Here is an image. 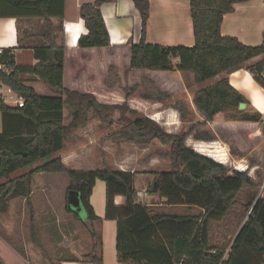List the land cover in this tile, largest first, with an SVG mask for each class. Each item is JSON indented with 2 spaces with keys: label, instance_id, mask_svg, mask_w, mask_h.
Returning <instances> with one entry per match:
<instances>
[{
  "label": "trees",
  "instance_id": "trees-1",
  "mask_svg": "<svg viewBox=\"0 0 264 264\" xmlns=\"http://www.w3.org/2000/svg\"><path fill=\"white\" fill-rule=\"evenodd\" d=\"M2 1L0 17L41 18L45 31L41 36L43 45L33 50L34 65H17L11 48L2 49L0 55V83L23 100L19 108L4 103L0 96V212L7 211L6 204L12 198H23L30 205V179L34 174H64L69 182L67 192L79 193L86 214L83 224L92 225L100 218L90 204V196L95 182L100 180L105 185L103 219L116 222L118 264H218L225 251L210 245L209 224L223 220L232 211L242 190L252 185L251 177L243 170H230L197 153L185 144L190 133L164 131L155 121L131 108L129 102L137 96L158 103L169 99L152 79L142 77L144 73H190L199 87L192 97V105L203 119L199 125L213 122L220 114H227L232 121L263 125L260 113L238 110L239 104H246V100L227 78L202 86L222 73L246 67L264 89V77L259 76L263 72L264 58L246 65L251 59L264 56V38L260 45L252 47L220 32L223 16L232 13L235 4L248 0H189L194 38L190 47L147 43L149 1L131 0L141 19L140 39L129 46L128 87L122 86L113 66L108 70L104 79L106 90L117 87L123 95L121 102L109 103L101 102L94 93L64 84L65 51L54 41L51 18H63L65 0ZM111 1L95 0L80 6V18L87 33L78 38L79 49L101 50L110 46L100 7ZM23 75L33 76L59 95H39L25 84ZM167 108L174 109L181 117L185 115L180 104H169ZM91 116L113 128L106 139L114 144L135 143L145 147L156 141L169 146L170 170L157 173L153 182L158 184V189L154 190L152 184L146 193L158 195L169 206L197 207L200 213L152 214L151 207L138 201L132 172L113 171L107 166L93 171L67 169L57 153L69 138L86 127ZM232 151L230 147V154L242 156ZM158 156L165 158L161 154ZM33 165L37 166L18 177H11ZM244 208L247 217L223 264H264V195L252 194ZM66 212L70 213L67 208ZM73 216L80 221L77 215ZM88 231L92 251L85 258L91 264H102L101 257L96 255L100 244L95 232ZM32 238L42 250L34 232Z\"/></svg>",
  "mask_w": 264,
  "mask_h": 264
},
{
  "label": "rangeland",
  "instance_id": "rangeland-1",
  "mask_svg": "<svg viewBox=\"0 0 264 264\" xmlns=\"http://www.w3.org/2000/svg\"><path fill=\"white\" fill-rule=\"evenodd\" d=\"M117 58L118 60L115 61V64L113 65L103 63L102 59L91 63V66L90 62L84 61L82 63V66L84 68L86 67V74H84L86 78L83 80L86 85L83 89L89 91L94 90L97 92L98 99L101 102H121L123 98L121 91L117 87L111 92L102 93L106 90L104 79L107 77L106 72L110 67L113 66L116 69L124 87L130 85V79H128L126 75V72L129 70V61H127L125 56ZM262 59L263 58H261V60ZM17 62L22 63L19 59ZM100 63H103V65ZM94 74L97 75V82L95 84L92 83L93 81L91 77ZM142 77L154 80L156 87L167 93L169 99L164 100L163 103H158L153 100L145 101L140 96H137L129 102L131 108L155 121L168 133H190L185 144H190L192 143L191 141L199 144L197 146L199 149L198 151H203V148L205 147L208 148L210 143L212 144V142L218 138L224 139L228 142V145L230 144L229 148L227 147V154H229V157L231 158L229 162H226L224 165L230 170H243L251 177L252 185L242 190L232 211L223 220L214 221L209 224L210 245L215 249L226 251L231 247L233 239L247 217L244 205L248 204V199L254 193L257 196L264 195V126L260 125L262 131L254 132V135L252 136L243 127H240L239 131L235 129H227L220 125L222 123L221 121H232L228 119L227 114H220L216 119L214 118V121H220L219 124L213 122L212 125L209 123L206 125H199L203 119L200 115L197 116L194 113L191 105L193 94L199 87H196V84V86L192 84L193 77L190 74L182 79L178 77L176 72L144 73ZM139 80L141 81L142 78L139 77ZM43 87L46 89V92L41 94L38 93L39 95L44 97H54L59 95L45 85H43ZM39 91L42 92L41 89ZM8 103L12 105L11 100H8ZM176 103L182 105L185 112L183 117H181L174 109L167 108V105H174ZM244 111L245 109L243 112ZM177 115L179 116L178 119ZM115 119H117V115L115 116ZM112 131V127L103 125L99 120L91 116L86 127L69 138L64 143L63 149L57 153V156H68L72 154V158L77 157L78 165L85 169H90L91 167L95 168L99 165L98 169L107 166L113 171L118 168L127 171H134L137 175L136 178L134 177V186L138 190H146L149 185H152L157 173L170 170L169 146H162L156 141H152L145 147L139 146L135 143L114 144L106 139ZM207 137L210 141L206 139ZM104 146L105 148L103 151L102 147ZM239 146L243 148V152L239 151ZM230 147L233 149L232 152L240 153L245 157V167L241 165L242 162L237 164L236 160L240 159H236L239 157L235 158L234 154H230ZM160 154L164 155L165 158L159 157L158 155ZM105 157H107V160ZM36 166L37 165H33L30 168L15 172L11 177H18ZM142 174L149 175L147 182L141 180L140 175ZM1 182L2 180H0V183ZM68 183V178L64 174H34L30 179V190L35 192L33 198H31L34 208L32 207V204L28 205L23 198L18 197L8 200L6 205L9 209V213L3 215L0 212V221L2 220L8 224H10V222L13 223V226L10 227V229H12L10 238H12L13 243L15 242L17 245L20 244V242H25L28 245L32 243L31 245L33 248L38 250L39 248L36 247L32 238V232H34L37 241L43 250V246L39 240L41 237L39 232L41 230L44 233H50L51 239H53L49 225L52 223L57 225L56 213L53 212L52 208H48V204L46 203L48 199L41 194L40 191H49L51 207H55L61 214L60 216L65 218L64 228L78 230L80 225L78 220L70 216L65 210V206H67L66 193ZM148 201L152 204V214L174 213L182 215L200 213V209L197 207L169 206L166 204L165 200L162 202L158 195ZM104 203L105 185L102 181L97 180L92 190V204L97 210V213L99 214L98 216L101 218V223L98 224V240H100L99 244L101 243L102 245L99 246V256L101 257L102 264H118L115 251L116 222L103 219ZM1 206L2 204H0V208ZM80 221L82 224L85 222V220L82 221L81 219ZM74 225H77V227ZM64 228L61 227L63 233L68 239L71 238L69 232ZM85 230L86 229H82L81 231L84 233L86 232ZM0 236H4V239L7 238L6 234L1 230ZM7 256H9L8 250L0 237V258L2 261H7Z\"/></svg>",
  "mask_w": 264,
  "mask_h": 264
},
{
  "label": "crops",
  "instance_id": "crops-1",
  "mask_svg": "<svg viewBox=\"0 0 264 264\" xmlns=\"http://www.w3.org/2000/svg\"><path fill=\"white\" fill-rule=\"evenodd\" d=\"M94 1L95 0H65L63 18H51L54 25V41L58 46L63 47L65 51L66 60L64 66V84L67 87H78L80 89L85 88L86 84L83 80L86 78L84 76V74H86V67L84 68L82 66L84 61L90 62V66L91 63L97 62L99 59H102L103 63L113 65L115 64V61L118 60L117 57L120 56H125L127 61H129V46L133 43H137L140 39L141 19L139 12L135 8L132 1L112 0L100 7V12L108 32L110 46L101 50L79 49L77 45L78 38L87 33L84 22L80 18L79 8L84 3H93ZM148 1L150 14L145 34V40L147 43L162 46L179 45L187 47L194 44L192 21L189 12V0ZM2 3L3 1L0 0V6ZM44 31L45 25L41 18H20L14 16L0 17V49H13L14 59L17 65H34L36 60L34 59L33 50L43 45L44 41L41 36ZM220 32L223 36L236 37L241 43L247 46L253 47L260 45L264 38V0H248L243 3L235 4L233 12L223 16ZM261 58H264V56L253 58L248 61L246 65L249 66L254 64L261 60ZM18 59L22 63H18ZM103 63L100 64L103 65ZM106 73H108V71ZM176 74H178V77L182 79L185 76H189L190 73L176 72ZM96 76L97 75L95 74L91 76L93 84L97 82ZM221 78H227L229 84L244 97L246 100L245 111L247 113H260L264 120V89L252 78L246 70V67L240 68L228 74L222 73L219 76L206 81L203 86L207 87ZM23 79L24 81H27L25 84L32 87L37 93L41 94L46 92L43 84L37 81L33 76L23 75ZM192 84L195 85L193 81ZM2 87L3 89L6 88L4 85H2ZM3 89H1V93L3 92ZM40 89L42 92L39 91ZM83 90L89 93H94L98 96L97 92L94 90ZM111 91L112 90H104L102 93L104 94ZM192 108L194 113L198 116L193 105ZM178 117L179 116L177 115V119ZM217 117L218 116H216L215 119ZM213 122H216V124L220 123V121ZM213 122L209 124L212 125ZM221 122L222 123L220 125L227 129H235L239 131V128L243 127L248 131V133H250L251 136L254 135V132L262 131L260 125L257 123L225 120ZM191 142L192 143L190 144L187 143L188 147L197 153L212 158L216 162L226 164V162H229L231 159L229 154H227V147L229 148L230 144L228 145V142L224 139L218 138L212 142V144L210 143L211 146L209 145L208 148H203V151H198L199 149L197 146L199 144L195 142L193 143V141ZM104 148L105 146L102 147L103 151ZM239 151L243 152V148L240 146ZM59 157L65 167L70 170H97L99 167L98 165L95 168L91 167L90 169H85L84 167L78 165V160L76 159L77 157L72 158V154L68 156L59 155ZM105 159L107 160V157H105ZM236 159H240L236 160L237 164L242 162L241 165L244 167L246 166L245 157H243V155ZM114 170L132 172L135 174V178L137 176L134 171H127L119 168ZM140 178L143 182H147L149 175L142 174L140 175ZM136 191L138 201H141L151 207L152 204H150L151 202L148 200H151L156 195H149L144 189H136ZM40 193L48 199V201H46L48 208H52L53 212L56 213L57 225H54V223L49 225L53 239H51L50 233H44L41 230L39 232L41 234L39 240L43 246V250L34 249L31 245L32 243L29 244L30 246L25 242H20V244L17 245L15 242L13 243L12 238H10L12 230L10 227L13 226V223L10 222V224H8L7 222L1 220L0 230L6 234L7 238L4 239V236L0 237L1 241L8 250L9 255L7 256V261H2L0 258L1 264H91L85 258L92 251V239L88 230L92 229L95 232L99 243L98 224L101 223V218L98 216L99 214L92 204V194L90 196V204L93 207L96 216L99 217L100 220L94 222L92 225H84L78 220V223L80 224L78 230H70L68 228H64L65 218L60 216L61 214L55 207H51L49 191H40ZM34 194L35 192L31 190L28 198V201L32 204L33 208L34 204L31 201V198H33ZM23 200L25 201V199ZM160 200L163 202L164 199L160 198ZM7 213H9L8 207L7 211L2 214L5 215ZM68 214L74 218L72 213ZM60 226L69 232L71 238H67ZM74 226L77 227V225ZM82 229H86V232L83 233L81 231ZM100 246H102L101 243ZM96 255H100L99 247L96 250Z\"/></svg>",
  "mask_w": 264,
  "mask_h": 264
},
{
  "label": "water",
  "instance_id": "water-1",
  "mask_svg": "<svg viewBox=\"0 0 264 264\" xmlns=\"http://www.w3.org/2000/svg\"><path fill=\"white\" fill-rule=\"evenodd\" d=\"M245 106L246 105L244 103L239 104L238 110L243 111L245 109ZM153 189L154 190L158 189V184L156 182H153ZM66 199H67V206H66L67 210L70 213L77 215L82 221H84L86 219V214L80 202L79 193L72 190L68 191Z\"/></svg>",
  "mask_w": 264,
  "mask_h": 264
},
{
  "label": "built area",
  "instance_id": "built-area-1",
  "mask_svg": "<svg viewBox=\"0 0 264 264\" xmlns=\"http://www.w3.org/2000/svg\"><path fill=\"white\" fill-rule=\"evenodd\" d=\"M1 54H2V49H0V55ZM259 76H263L264 77V68H263V72L260 73ZM1 89H3V87H2V84L0 83V91H1ZM0 96H1V98L3 100V102L6 103V104H9L8 100H11L12 101V105L9 104L10 106L19 107V108L23 106V100L19 96H17L14 92H12L9 88H7V87L3 89L2 93L0 92ZM228 250L225 251L222 259L220 260V262L218 264H223L224 259H225L226 255L228 253ZM213 253H215V251H213Z\"/></svg>",
  "mask_w": 264,
  "mask_h": 264
}]
</instances>
